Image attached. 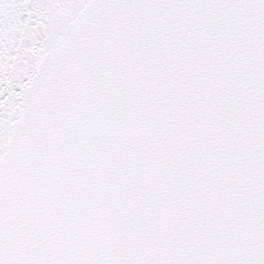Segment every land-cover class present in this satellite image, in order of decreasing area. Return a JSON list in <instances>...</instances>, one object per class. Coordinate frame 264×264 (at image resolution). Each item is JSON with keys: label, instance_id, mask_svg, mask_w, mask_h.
<instances>
[{"label": "snow or ice", "instance_id": "obj_1", "mask_svg": "<svg viewBox=\"0 0 264 264\" xmlns=\"http://www.w3.org/2000/svg\"><path fill=\"white\" fill-rule=\"evenodd\" d=\"M0 264H264V0H0Z\"/></svg>", "mask_w": 264, "mask_h": 264}]
</instances>
